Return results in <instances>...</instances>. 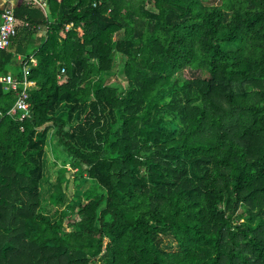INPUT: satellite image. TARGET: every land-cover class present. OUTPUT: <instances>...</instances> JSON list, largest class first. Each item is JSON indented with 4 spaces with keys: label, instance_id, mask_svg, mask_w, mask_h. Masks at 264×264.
<instances>
[{
    "label": "trees",
    "instance_id": "obj_1",
    "mask_svg": "<svg viewBox=\"0 0 264 264\" xmlns=\"http://www.w3.org/2000/svg\"><path fill=\"white\" fill-rule=\"evenodd\" d=\"M47 7L0 49L15 80L35 59L27 117L0 85V264H264V0Z\"/></svg>",
    "mask_w": 264,
    "mask_h": 264
},
{
    "label": "built area",
    "instance_id": "obj_2",
    "mask_svg": "<svg viewBox=\"0 0 264 264\" xmlns=\"http://www.w3.org/2000/svg\"><path fill=\"white\" fill-rule=\"evenodd\" d=\"M23 3L34 5L44 11L45 0H22ZM94 5V3L92 4ZM27 26V22L18 20L13 14V7L4 6L0 12V49H7L10 45L11 39L15 36L19 26ZM41 27H38L39 30ZM68 26H65L67 29ZM35 64V59L29 57L26 63L22 65V79L15 80L10 74L0 75V85L3 90L11 91L14 94V102L12 106L6 111L9 115L18 113L17 119L21 120L29 114V103L27 100V90L34 85L33 81L25 78L29 65ZM63 72L60 68L59 73Z\"/></svg>",
    "mask_w": 264,
    "mask_h": 264
},
{
    "label": "rangeland",
    "instance_id": "obj_3",
    "mask_svg": "<svg viewBox=\"0 0 264 264\" xmlns=\"http://www.w3.org/2000/svg\"><path fill=\"white\" fill-rule=\"evenodd\" d=\"M204 2L208 4H218L219 0H204ZM41 32L43 31L37 32V34L32 35L31 37L32 41L27 45L25 50L29 51L39 42L38 40L40 39L38 36L42 35ZM18 37L20 40H22V42H23V39H25L22 35ZM24 43H26V41H24ZM179 74L183 77H187L191 75L190 70H186V69L182 70ZM111 82L115 83V81L113 80ZM45 158H46V162H45L44 171H43L45 180H43L40 184V195L42 197L47 196L50 185L51 183H53L54 177L57 174L56 169L60 166V162L53 161L48 145L45 147ZM64 166L66 168L65 176L67 177V183L62 184V187H63V193L66 199H69L71 198L73 192L77 190L81 191L87 186V183L82 184L80 187H78L77 186L78 181L75 178H73V175H72L74 169H71L67 163ZM70 218L71 220H73L74 217L72 216ZM70 228L71 227H64L63 229L67 231Z\"/></svg>",
    "mask_w": 264,
    "mask_h": 264
},
{
    "label": "crops",
    "instance_id": "obj_4",
    "mask_svg": "<svg viewBox=\"0 0 264 264\" xmlns=\"http://www.w3.org/2000/svg\"><path fill=\"white\" fill-rule=\"evenodd\" d=\"M20 3H23V1L22 0H0V6H11L13 8H14V6H17ZM38 31L39 32L44 31V28L42 27ZM41 33H43V32H41ZM15 38L11 39V43L8 47V50L15 51L16 52V55H15L16 59L20 60L23 57V54L20 53V49H25L27 47V45L32 41V39L31 38H29L27 40L23 39V42H22V40H20L19 37L16 36ZM24 41H26V43H24Z\"/></svg>",
    "mask_w": 264,
    "mask_h": 264
},
{
    "label": "water",
    "instance_id": "obj_5",
    "mask_svg": "<svg viewBox=\"0 0 264 264\" xmlns=\"http://www.w3.org/2000/svg\"><path fill=\"white\" fill-rule=\"evenodd\" d=\"M44 13L46 17L48 18V20H50V14H49L48 7H47V0H45Z\"/></svg>",
    "mask_w": 264,
    "mask_h": 264
}]
</instances>
